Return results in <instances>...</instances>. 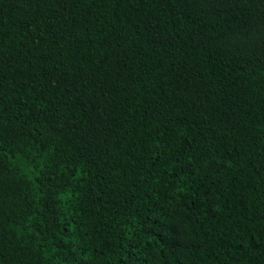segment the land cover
<instances>
[{"label": "trees", "instance_id": "obj_1", "mask_svg": "<svg viewBox=\"0 0 264 264\" xmlns=\"http://www.w3.org/2000/svg\"><path fill=\"white\" fill-rule=\"evenodd\" d=\"M0 264H264V0H0Z\"/></svg>", "mask_w": 264, "mask_h": 264}]
</instances>
